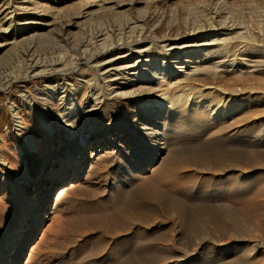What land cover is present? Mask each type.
<instances>
[{
    "label": "rangeland",
    "instance_id": "374dc122",
    "mask_svg": "<svg viewBox=\"0 0 264 264\" xmlns=\"http://www.w3.org/2000/svg\"><path fill=\"white\" fill-rule=\"evenodd\" d=\"M30 1L32 4L45 5V9L50 12L70 15L79 11L89 0ZM193 1L187 0L181 3L171 0L167 2L168 4H163L160 13L166 12L167 19H170V16H173L170 9L173 7L195 6L201 0ZM235 1L241 8L245 5L251 6V9L245 13L259 17L264 23V0ZM16 2L17 0H0V15L5 8L16 5ZM158 12L159 16H156V19L160 17ZM182 13L180 10L178 17H181ZM27 18L30 17L20 16L16 18V21ZM247 21L250 23L252 20ZM251 25L257 27L254 23ZM262 27L264 28V25ZM31 32L23 25L17 26L15 23L10 33L0 34V43L20 38ZM57 35L58 30H53L45 49L58 50L60 46H64L57 41ZM71 48L65 47V50L71 51ZM122 49L118 47L108 56ZM13 52L6 53L0 49L1 80L5 69L7 70L14 62ZM88 68L87 60L83 58L79 62V69L74 73L77 75L83 69L89 70ZM92 74L93 71H87L86 79H91ZM48 84L52 86L74 84L78 88L76 77L57 74L30 81L18 79L6 90H0V112L2 111L0 153L6 163V165L0 164V262L2 260V264H114L118 254L130 250L138 251H134L137 247V239L133 238L134 234L126 236L132 233L130 231L134 225L123 217L124 211L131 207L130 203L132 204L134 198L136 202H146L151 207V213L148 214L149 226H151H146L148 230L146 229L145 236L153 241L148 239V248L146 247L148 254L145 257L147 262L144 259L140 264H178L182 258L189 259L188 264H237L238 262L240 264L245 260L246 254L247 256L251 254L253 245H257L259 249L264 248L263 104L249 100L243 101L244 115L240 125L245 130H243L242 141L244 142H242L241 151L232 139L233 141L229 140L231 143L228 142L225 147L226 150L218 149L213 152V157H204L198 153L201 143L173 146L170 138L169 151L161 155L163 162L160 160L154 163L155 165L151 162L146 171L131 177L126 170L131 164H138L139 160L156 154L155 146L145 135L153 128V122L147 120L132 101L110 104L109 112L101 109L98 113V126L85 138L87 150L81 156L83 159L74 161L73 166H70L72 163L69 160L76 158L84 150L81 138L85 134L78 131L74 137H70L56 125L53 111L47 109L45 105L46 102L50 103L44 92ZM23 95L29 96L27 100L33 106L35 105V111L31 112L30 107H25ZM9 99L18 102L20 115L26 127L21 134L32 141L36 149L30 148L16 131L12 115L6 108ZM201 119L198 117L193 119L195 122L172 120L169 125L167 124L168 126L166 125V134H171L170 136L174 138L177 135L175 133L185 132L187 136L192 137L191 139L195 137L201 139L206 134L209 135L218 130L216 128L218 126L214 124L211 130L209 121ZM236 122L238 123V117L234 116L224 126L225 131L229 132L235 128ZM45 123H50L55 132L50 134L43 126ZM200 124L203 125L200 126ZM123 125L128 128L125 129ZM103 127L107 130L112 129V134L109 136L108 131H103L106 141L104 147L99 150L94 144H97ZM143 127L146 129H142ZM183 127L186 130H183ZM136 159L138 161L134 162ZM156 172L159 173L158 176ZM236 175L242 178L236 180ZM132 189L134 193L141 192L139 195H130ZM153 190L156 191L155 194ZM29 197L34 200V212L31 217H27L25 207ZM120 197H122L121 200ZM110 203L112 205L119 203V206L115 204L116 207H114ZM107 209L113 212L109 211L108 214ZM175 210H181L182 215L175 214ZM158 217L159 220H157ZM152 220L154 222H151ZM18 230H22V233H18ZM225 242H229L228 253L221 257H213L209 254L218 245L224 244L222 246L224 247ZM244 250L249 251L250 254L249 252L244 254ZM71 253L74 255L72 256ZM222 258L223 260H220ZM135 260L131 264H136ZM260 260L264 264L263 259Z\"/></svg>",
    "mask_w": 264,
    "mask_h": 264
},
{
    "label": "bare ground",
    "instance_id": "6f19581e",
    "mask_svg": "<svg viewBox=\"0 0 264 264\" xmlns=\"http://www.w3.org/2000/svg\"><path fill=\"white\" fill-rule=\"evenodd\" d=\"M169 1L171 0H89L82 7L80 6L81 9L76 13L63 15L62 12L54 13L46 10L45 5L32 4L30 0H17L16 5L3 10L0 15V34L10 33L15 23L17 26L23 25L25 29H30L32 32L20 38L0 43V49L6 53L14 51V62L2 74L0 90H6L15 81L22 78L25 81H30L38 77L60 74L76 77V81H78V88L74 84L60 86L48 84L44 91L50 101L45 105L47 109L53 111L52 115L56 125L67 132L70 137H74L78 131L85 134L81 138L84 150L76 158L69 160L72 163L70 166H73L74 161L78 162L83 159L81 156L87 150L85 138L98 126L97 115L101 109L109 112V105L119 101H132L136 105V109L154 125L145 135L149 138V142L155 146L156 154L139 160L138 164H131L129 169H126L128 176L132 177L136 173L146 171L151 162L153 164L160 160L163 162L161 155L169 151L170 138L173 146L201 143L198 153L204 157H213L214 151L225 149L229 140L232 139L235 140L239 150L242 148L243 130H245L240 125L244 115L243 106L245 103L243 101H255L264 105V28L262 27L264 23L259 17L245 13L251 9V6L245 5L241 8L236 5L238 3L235 0H201L195 6L183 5L181 8L175 6L170 9L173 16L167 19L166 12L160 13V10L163 4ZM177 1L182 3L187 0ZM251 1L247 0V2ZM179 9L183 12L181 17H178ZM157 12L160 17L156 19L155 17L159 16ZM177 12L179 13L176 14ZM20 16L30 18L16 21V18ZM248 19L252 21L249 23ZM251 23L256 24L257 27ZM55 29L58 30L57 41L64 46H60L58 50L53 48L54 50L49 51L44 47ZM65 47H72V50H65ZM118 47H122V51L108 56ZM106 55L107 57H105ZM83 58L87 60L88 69L93 71L89 80L86 79L87 71H89L87 69H83L77 75L74 73L79 69V62ZM22 97L25 107H30L31 112L35 111V105L33 106L27 100L29 96L23 95ZM7 102L6 108L12 115L16 131L20 133L30 148L36 149V145L24 134H21L26 127L20 115L18 102L12 99ZM1 112L0 121L2 119ZM234 116L238 117V123L236 122V126L234 125L235 128L233 126L232 130L226 132L224 126ZM197 117L207 119L211 130L214 128L213 124L218 126L216 127L218 130L209 135L205 133V137L201 139H198L199 137L191 139L192 137L190 135L188 137L185 132L175 133L177 135L174 138L170 136L171 134H166V127L172 120L188 122V120L194 121L193 119ZM50 123H45L43 126L52 134L55 129ZM123 127L128 128L124 125ZM103 131H108L107 135L109 136L112 134V129L102 128V134L97 144H94L99 150L104 147L106 141ZM202 133L204 132L202 131ZM229 145L231 147V144ZM137 161L138 159L134 162ZM0 164L6 165L1 153ZM241 178L237 175L235 177L236 180ZM139 181L141 180L139 179ZM237 187L240 189L239 186ZM131 191L130 195H139L141 192L134 193L133 189ZM149 198L151 197L149 196ZM176 198L178 197L176 196ZM134 199L132 204L130 203L131 207L124 211L123 217L134 225L130 231L132 233L126 234V236L134 234L133 238L137 239V247L134 245L136 247L134 251H138L131 252L130 250L118 254L116 264H131L135 259L136 264H140L148 254L146 247L150 238L145 236V232L146 226L150 224L148 214L151 213V207L146 202H136ZM119 203L115 204L119 206ZM25 207L28 213L27 217H31L34 212V200L29 197ZM111 209L115 210V208ZM107 210L106 213L109 214L111 210ZM180 211L175 210V214L182 215ZM152 219L154 220V218ZM153 220L151 222H154ZM17 232L22 233V230ZM13 240L14 238L12 242ZM229 242H225L224 247H222L224 244L213 246L214 248L209 254L213 257H221L228 253ZM243 252L246 254L247 251ZM71 255L74 254L71 253ZM244 257L245 260L240 264H260L262 263L260 259L264 261V248L259 249L257 245H253L251 254L248 256L246 254ZM188 260L182 258L178 264H188ZM145 261L147 262L146 259ZM235 263L237 262L235 261ZM0 264H2V260Z\"/></svg>",
    "mask_w": 264,
    "mask_h": 264
}]
</instances>
